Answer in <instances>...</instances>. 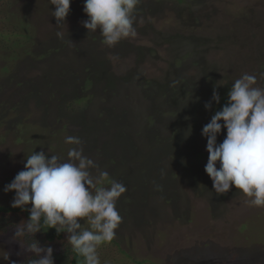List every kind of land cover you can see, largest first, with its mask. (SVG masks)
Masks as SVG:
<instances>
[{"label":"rangeland","instance_id":"374dc122","mask_svg":"<svg viewBox=\"0 0 264 264\" xmlns=\"http://www.w3.org/2000/svg\"><path fill=\"white\" fill-rule=\"evenodd\" d=\"M83 8L72 0L57 25L51 0H0V206L12 207L4 188L27 156L82 147L93 177L108 173L98 187L127 189L101 264H264V207L235 186L215 192L202 135L236 79L264 88V0H140L136 37L113 47L83 26ZM28 213L1 212L0 264L35 259L15 236Z\"/></svg>","mask_w":264,"mask_h":264},{"label":"clouds","instance_id":"9594fccd","mask_svg":"<svg viewBox=\"0 0 264 264\" xmlns=\"http://www.w3.org/2000/svg\"><path fill=\"white\" fill-rule=\"evenodd\" d=\"M72 0H51L52 16L57 25L70 13ZM140 0H84L83 11L88 19L83 26L89 32L100 30L103 43L115 46L122 39L135 38V12ZM60 33H58L59 35ZM264 77V73L260 74ZM257 76L244 74L233 82L227 102L215 111L204 125L209 153L205 171L213 181L217 194L227 193L233 186L250 197L249 204L264 207V88L255 86ZM214 90L212 100L220 103ZM212 108V101L205 103ZM226 129V136H218ZM65 143L80 145L76 137H66ZM67 160L34 151L27 156L24 169L8 183L4 191L15 192L12 207L29 212V217L17 224L15 236H33L45 227L57 233L67 232L68 243L84 258V264H101L98 248L116 237L122 216L116 207L126 186L113 180L109 187H98L107 172L93 177L90 169L98 167L83 154V148H71ZM219 162V167L217 166ZM94 189V190H93ZM31 205L28 208V205ZM83 218L90 227H83ZM26 221V223H25ZM26 250L35 259L30 264H55L54 249L42 247L40 241L27 244Z\"/></svg>","mask_w":264,"mask_h":264},{"label":"trees","instance_id":"16d2710c","mask_svg":"<svg viewBox=\"0 0 264 264\" xmlns=\"http://www.w3.org/2000/svg\"><path fill=\"white\" fill-rule=\"evenodd\" d=\"M178 1L184 2V0H178ZM13 209L14 208H12L11 206H9V207L0 206V214H1V212H7V211L13 210ZM16 210H24V209L16 207ZM24 211L28 212L27 210H24ZM27 215H29V213ZM6 226H9V225H6ZM28 237H29V239L27 241L29 243H31L35 239L36 240L39 239L40 243L43 244L44 243V242H42L43 239L47 240V241H52V242L63 239V232L57 233L55 228H50L48 230L46 228V232H45L43 239L36 237V235H35V237H32V238H30V235L27 236V238ZM65 241H66V239L64 240V243H62V244L61 243L54 244L53 255H54L55 264H84V258L82 256H80L79 254H77L72 249V246L69 243H67V241L66 242ZM30 261L27 263L19 262V263H15V264H30Z\"/></svg>","mask_w":264,"mask_h":264}]
</instances>
